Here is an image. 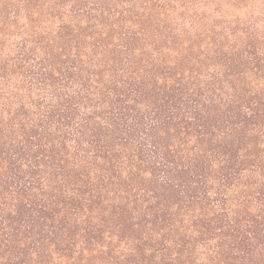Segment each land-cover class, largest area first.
<instances>
[{
    "label": "trees",
    "instance_id": "trees-1",
    "mask_svg": "<svg viewBox=\"0 0 264 264\" xmlns=\"http://www.w3.org/2000/svg\"><path fill=\"white\" fill-rule=\"evenodd\" d=\"M0 264H264V0H0Z\"/></svg>",
    "mask_w": 264,
    "mask_h": 264
}]
</instances>
